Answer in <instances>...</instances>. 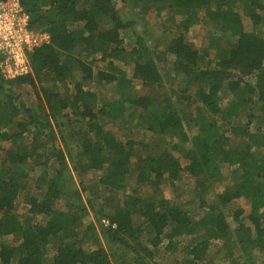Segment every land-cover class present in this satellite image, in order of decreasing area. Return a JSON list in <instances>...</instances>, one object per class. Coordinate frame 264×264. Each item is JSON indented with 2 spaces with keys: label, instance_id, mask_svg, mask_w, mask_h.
<instances>
[{
  "label": "trees",
  "instance_id": "obj_1",
  "mask_svg": "<svg viewBox=\"0 0 264 264\" xmlns=\"http://www.w3.org/2000/svg\"><path fill=\"white\" fill-rule=\"evenodd\" d=\"M131 1L121 0L142 12L154 2L179 16L161 53L142 38L126 47L133 20L113 0H20L29 29L48 33L49 42L29 53V73L11 79L0 71V264H110L100 238L131 249L136 264H220L209 257L214 243L235 264L264 254V152L252 141L264 139V29L243 24L264 23V0ZM199 22L205 48L187 35ZM158 54L171 58L168 71ZM26 85L30 104L21 100ZM246 103L247 123L234 124ZM253 120L258 132L249 129ZM124 129L146 137L122 140L116 133ZM225 164L229 184L207 200ZM131 171L151 192L131 187L116 198ZM72 172L94 178L89 187L80 181L93 190L86 202ZM184 175L202 210L197 218L159 193L161 179ZM22 193L28 210L19 218ZM241 197L250 202L248 224L232 207ZM90 211L107 220L98 232L84 221ZM144 225L154 234L145 241Z\"/></svg>",
  "mask_w": 264,
  "mask_h": 264
},
{
  "label": "rangeland",
  "instance_id": "obj_2",
  "mask_svg": "<svg viewBox=\"0 0 264 264\" xmlns=\"http://www.w3.org/2000/svg\"><path fill=\"white\" fill-rule=\"evenodd\" d=\"M131 1V0H130ZM132 4H142V2H137L135 1V3L133 1H131ZM113 3L115 4V8L119 9V12L125 16L128 17L130 19L133 20V27L131 28V31H129V35H123L124 39H125V45L127 48H129L128 46L130 45H135L137 44L136 41L137 39H144V41L147 42V44H149L150 47H155L156 51L158 50L157 53H161L162 50H164L166 44L168 43L170 37H172V33L175 32L176 28L172 25V22H174V24H176V22L179 19V16H174V19H171V16L173 13V9L169 7L167 8V6H159V4H155L154 2L149 3L148 6H146V12H142L141 10H137L136 7L131 6L129 4L124 5L121 0H113ZM138 7V6H137ZM142 12V13H141ZM145 13V14H144ZM246 17V16H245ZM244 28L245 30H250V29H254L257 28L258 30H263L264 29V23L258 26H254L252 22H250V20L247 18L244 20ZM204 25L199 22L197 24H195L189 31L188 35V39L189 40H195L197 41L201 46H203L202 48H205L208 45V38L204 37V33H201V29ZM204 32L209 33V31L207 32V29L204 30ZM46 33V32H44ZM48 36L49 34L46 33ZM49 42V39H48ZM47 42V43H48ZM159 60L157 61V64L160 66V68H166L164 70L168 71L171 67V58L170 57H166V60L164 56H161V54H158ZM101 65V64H98ZM122 68H124L127 72V75L130 76L131 73V67L128 65V67H124L123 65H121ZM163 70V72H164ZM244 79H249L247 77H245ZM247 82H251L250 80H248ZM172 84H175L174 82H169ZM97 90L99 91V94H101L102 96H110L109 93V88H103L101 87V89L99 88V86H97ZM23 90L21 91V100L24 103H32L33 100H35V95H34V91L31 89V87H29L28 85L22 87ZM110 98V97H108ZM228 98V96L226 97ZM229 99V98H228ZM228 99H225L223 101H221V106L224 107L227 102ZM248 103H246V106H244V109H242V111L239 113V115L237 117L233 118V123L234 124H243V123H247V113L248 110ZM254 113H256V111H253ZM226 126V125H224ZM249 129L252 132H258L257 131V126L255 124V120H253L249 126ZM131 130L129 129L126 130L124 129L123 131H119L116 133L117 136H119L120 134H122V138L120 136V138L122 140H127V139H135V140H140L142 138H145L146 136L143 135V131L140 129L139 131H133L130 132ZM227 135H230L231 138L234 137V135L227 131L226 133ZM253 142H257L258 145H262L259 148V152L260 154L264 152V139L262 138V136L260 135L259 138H254L252 140ZM3 145H6L5 143H3ZM8 145V144H7ZM1 154V153H0ZM1 157V156H0ZM131 161H133L134 163V158L130 159ZM184 161V160H183ZM54 161H52L53 163ZM228 167V168H226ZM222 170V174H223V180L220 182H216L215 184L213 183L212 185V190L207 192L206 194H204V197L207 200H211L213 193L216 192H221L226 186H228L229 184V179L228 177L229 175V171H230V167L227 166L226 164L223 165L221 167ZM128 177L125 181V188L123 190H119L115 192V197L116 198H121L122 197V192L129 194L131 192V187H138L137 188V192L139 193V195L144 196L145 193L151 192V188L149 187H145L142 185H139L135 182V178H136V173L134 171H131L129 174H127ZM72 176L74 177L76 183L79 184L80 189H81V196L84 200V202H86L87 199L91 198L92 196V192L93 190L91 188L86 189V191L82 190L80 181L82 180V182L84 184L87 185V187H89L92 184V180L94 179L93 176L88 177L84 174H82L81 176H78V174H76L75 172H72ZM181 181H175L171 184L170 180L167 178H163L161 179V183L159 184V193L165 197L168 198L170 200H172L173 202H175L176 204H178L179 206H181L185 211H187L188 213H190V215L192 217H199V214L202 210H200V208H198V203L196 201L191 202L192 199H190L191 196H193V191H191L190 188L193 187V184L191 181L188 180V177L186 175H184ZM190 179V178H189ZM192 184V185H191ZM30 189V193H34V189L32 188V186H29ZM63 202V201H62ZM232 207H238L242 209V213H241V219H243V221H245L247 224V217L248 214L250 212V202L248 199H245L243 197H241L239 200L236 199L234 201V203H232ZM28 210V204L26 203V196L24 193L18 195V197H16L15 200V212L18 214L19 218H23L25 213H27ZM262 217L264 216V211H263V215H261ZM37 219V218H36ZM38 220V219H37ZM85 223H89L92 222L95 225V230L98 232V225H99V221L102 223L104 222L105 224L107 223L106 219H98L97 216L94 215V213L92 211L89 212V215L86 216L84 218ZM262 226L264 227V218L262 221ZM96 232V233H97ZM153 229H151L148 225H144L142 227V232H141V240L145 241L149 238H151V236H153L154 234L152 233ZM4 240H6L7 242H11L12 239L10 237H3ZM140 240V241H141ZM139 241V240H138ZM100 242L101 245L107 250V253L109 255V260H110V264H136L133 260V254L131 249H125L123 246H120L116 243H109L107 241H104L103 239L100 238ZM132 244V243H130ZM87 247L94 249L96 248V245L92 244L91 242H88ZM161 247V246H160ZM160 247H155L154 248V253L156 254L155 256V260L157 261V259H160V257L162 256V253H160L159 249L161 250L162 248ZM159 251V253H158ZM54 246L50 245L48 246L47 249V258H50L53 256L54 254ZM225 252H223V250H220V244L219 243H214L211 245L210 249H209V257H211L214 261L220 263V264H235V262L231 261V258L229 257H225L224 255ZM235 256H237V259L239 260V262H241L242 258L240 256V253L235 250ZM258 258L254 259V263L249 262V264H264L263 262V258H264V254H258Z\"/></svg>",
  "mask_w": 264,
  "mask_h": 264
},
{
  "label": "built area",
  "instance_id": "obj_3",
  "mask_svg": "<svg viewBox=\"0 0 264 264\" xmlns=\"http://www.w3.org/2000/svg\"><path fill=\"white\" fill-rule=\"evenodd\" d=\"M22 7L20 0H0V71L11 79L31 71L29 53L49 39L29 29V14Z\"/></svg>",
  "mask_w": 264,
  "mask_h": 264
}]
</instances>
